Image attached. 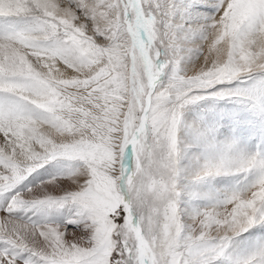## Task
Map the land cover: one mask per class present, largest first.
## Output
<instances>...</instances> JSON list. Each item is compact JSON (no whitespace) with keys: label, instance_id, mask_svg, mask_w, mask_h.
Instances as JSON below:
<instances>
[{"label":"snow or ice","instance_id":"1","mask_svg":"<svg viewBox=\"0 0 264 264\" xmlns=\"http://www.w3.org/2000/svg\"><path fill=\"white\" fill-rule=\"evenodd\" d=\"M0 264H264V0H0Z\"/></svg>","mask_w":264,"mask_h":264}]
</instances>
